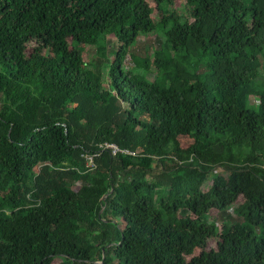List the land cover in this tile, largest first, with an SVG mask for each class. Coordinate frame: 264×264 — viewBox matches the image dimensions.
I'll list each match as a JSON object with an SVG mask.
<instances>
[{
	"label": "trees",
	"instance_id": "16d2710c",
	"mask_svg": "<svg viewBox=\"0 0 264 264\" xmlns=\"http://www.w3.org/2000/svg\"><path fill=\"white\" fill-rule=\"evenodd\" d=\"M180 1L0 0V264H264V0Z\"/></svg>",
	"mask_w": 264,
	"mask_h": 264
},
{
	"label": "rangeland",
	"instance_id": "374dc122",
	"mask_svg": "<svg viewBox=\"0 0 264 264\" xmlns=\"http://www.w3.org/2000/svg\"><path fill=\"white\" fill-rule=\"evenodd\" d=\"M175 10L179 15L182 17L187 15V11L182 7V3L180 0H175L174 3ZM186 17V16H185ZM163 35L160 33V31H152L151 33L146 34H139L137 37L135 43L133 44L132 49L129 51V53L125 56L123 68L124 69H130L134 72H137V74L141 76H145L149 79H153L155 75V71L153 69L152 64H147V62L143 59H141L143 56H146L147 53H149L152 49L157 48L159 44L163 43ZM108 43L114 44L116 42V39L113 35H108L107 37ZM133 51V52H132ZM133 54V56H132ZM95 56V47L94 46H86L84 50V58L85 59H91ZM112 58V55H111ZM102 81L104 84H106V78L102 77ZM255 97L251 98V101L254 103H257V100H255ZM154 167V164H152ZM210 181V180H208ZM77 184H73V187H76ZM228 212L231 213V208L228 209ZM220 220L219 216L210 218L209 221H215L218 222ZM215 247V241L213 239H208L207 241V249L214 248ZM198 249H195V253H198Z\"/></svg>",
	"mask_w": 264,
	"mask_h": 264
},
{
	"label": "built area",
	"instance_id": "2783aa9c",
	"mask_svg": "<svg viewBox=\"0 0 264 264\" xmlns=\"http://www.w3.org/2000/svg\"><path fill=\"white\" fill-rule=\"evenodd\" d=\"M102 149L103 148H107L109 149L111 155H115L117 153H123V154H129V155H135L137 152L136 151H133V150H129L127 148H122V147H119L117 146L116 144L114 143H103V144H100L99 145ZM87 161H88V165H92V157H87Z\"/></svg>",
	"mask_w": 264,
	"mask_h": 264
}]
</instances>
